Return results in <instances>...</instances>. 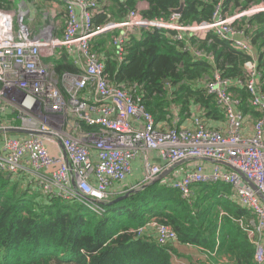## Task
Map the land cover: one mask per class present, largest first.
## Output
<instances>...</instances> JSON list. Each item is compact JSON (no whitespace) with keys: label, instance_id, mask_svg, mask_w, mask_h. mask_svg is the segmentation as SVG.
<instances>
[{"label":"built area","instance_id":"built-area-1","mask_svg":"<svg viewBox=\"0 0 264 264\" xmlns=\"http://www.w3.org/2000/svg\"><path fill=\"white\" fill-rule=\"evenodd\" d=\"M62 1L65 22L60 37L52 36L50 29L34 35L22 12L0 10V175L45 204L60 200L102 215L111 199L108 190L125 182L142 154V179L135 188L150 186L163 172L185 164L159 183L184 199L197 186H229L231 200L251 211L263 228L264 84L249 39L237 23L264 12V3L228 15L219 2L212 20L200 25H184L173 13L167 19H146L141 10L130 11L118 22L95 25L97 0ZM143 29L174 32L178 41L212 31L251 55L243 81L232 82L215 71L204 84L224 115V131L208 127L202 116L187 127L156 122L134 88L108 80L107 57L95 50L94 41L116 33L109 43L119 66L130 36ZM192 54L204 56L194 48ZM63 57L76 71L56 75L53 62ZM233 83L243 84L250 94L255 119L239 110L240 101L229 91ZM151 154L162 165L150 161ZM150 225L159 245L177 240L171 227L156 220ZM144 229L134 232L141 235ZM255 263L264 264L259 249Z\"/></svg>","mask_w":264,"mask_h":264},{"label":"trees","instance_id":"trees-1","mask_svg":"<svg viewBox=\"0 0 264 264\" xmlns=\"http://www.w3.org/2000/svg\"><path fill=\"white\" fill-rule=\"evenodd\" d=\"M97 2L95 25L121 21L141 3L147 4L140 11L146 19H167L182 3L179 22L200 25L212 20L219 2L229 15L235 8L244 10L264 0ZM11 4L10 0H0V10H9ZM237 24L257 52L264 84V12ZM114 34L94 42L95 50L107 57L105 75L116 84L134 88L155 121L161 123L173 116V106L181 120L200 108V116L210 128L208 121L224 120L204 84L215 71L232 82L243 81L245 63L252 59L212 31L200 38L185 35L178 41L173 38L174 32L143 29L130 36L125 61L117 66L109 43ZM193 48L201 51L203 58H196ZM53 63L56 75L76 71L65 57ZM229 91L240 101L239 109L244 114L255 115L243 84L233 83ZM231 194V188L223 184L201 185L184 199L177 190L155 183L123 201L106 205L105 213L96 215L80 204L60 200L45 204L0 175V264H173L175 242L209 252L216 249L218 255L231 257L234 264H255L257 248L248 231L255 229L257 220L248 209L231 200ZM152 220L171 227L177 240L163 246L155 238L135 234L136 229Z\"/></svg>","mask_w":264,"mask_h":264},{"label":"crops","instance_id":"crops-1","mask_svg":"<svg viewBox=\"0 0 264 264\" xmlns=\"http://www.w3.org/2000/svg\"><path fill=\"white\" fill-rule=\"evenodd\" d=\"M10 1L12 2V4L10 5V9L7 11L13 14H18L22 12L24 14V21L27 27L31 30V32L34 35H38L40 34L41 31L50 29L52 36L54 37L61 36L63 27H64V22H65V17H64L65 5L62 0H10ZM146 7H147V4L141 3L138 5L137 10H143ZM241 10L242 9H240V7L235 8L233 9L232 14L239 12ZM38 13L41 14V17H42L41 20L37 19ZM232 14H229V15H232ZM59 19H61L62 23L58 21ZM28 20H31L29 24L27 23ZM35 30H38V32H36ZM104 36L99 37L96 40H100V39L104 40L103 39ZM251 53H252L251 55L253 59L257 61V52L252 49ZM48 60L49 59L44 58V61H48ZM172 113H173V116L168 121L163 122V124L173 125V126L177 125L178 127H187L190 125L191 120L193 118L200 117V108H195V110H193L191 114V117L185 120H181L178 117V113H179L178 109L175 108L174 106L172 109ZM244 115L247 116L251 120L257 117L256 114L252 115V114L245 113ZM208 122H210L211 129H219V130L224 131V128L226 127L225 118L224 120H221V121H212V122L208 121ZM149 158H150V161H152L153 163L160 164V165H162L163 163V161L154 154H151ZM143 161H144V156L140 154L134 160L132 164V172L127 177L125 182L121 185H117V184L113 185L108 190V194L111 198L109 201L119 197L123 193L122 192L123 189L131 188L135 186L138 182H140V180L142 179ZM185 166H186L185 164L176 165L173 168L165 171V173H167V176L170 177L176 171H179ZM252 215L254 218H256L257 225L253 231L252 230L248 231V234L251 238H253L257 251H258V249L261 247L264 249V239L260 237V231L264 229V227L260 228L259 219L256 216H254L253 213ZM151 227L152 225H150V223H147L144 231L142 232V236L154 239L155 230L154 228H151ZM172 246L175 249L174 253L172 254L173 264H234V261H232L231 257H228L223 254L218 255L216 253L217 252L216 249L214 252H209L200 247L191 246V245H182L177 242L173 243Z\"/></svg>","mask_w":264,"mask_h":264},{"label":"water","instance_id":"water-1","mask_svg":"<svg viewBox=\"0 0 264 264\" xmlns=\"http://www.w3.org/2000/svg\"><path fill=\"white\" fill-rule=\"evenodd\" d=\"M182 7H183V4L181 3V6H180L179 8H177V9L173 10L172 13H173L174 15L180 16L181 11H182ZM166 176H167V173L163 172V173L160 174L159 177L153 182V184H155V183H159V182H160L161 180H163ZM8 177H9V176H8ZM243 178H244V177H243ZM148 186H149V185H147V186H143V187L141 188V190L147 188ZM253 189H255V188H253ZM136 192H138V191H135V190H133V191H129V192L123 194L122 196H119V197H117V198H115V199L109 201L106 205L111 206V205L117 203L118 201H120V200L126 198V197L129 196L130 194H133V193H136Z\"/></svg>","mask_w":264,"mask_h":264},{"label":"rangeland","instance_id":"rangeland-1","mask_svg":"<svg viewBox=\"0 0 264 264\" xmlns=\"http://www.w3.org/2000/svg\"><path fill=\"white\" fill-rule=\"evenodd\" d=\"M41 14H39L38 13V15H37V19L38 20H41ZM59 22H61L62 23V21H61V19H59L58 20ZM31 22V20H28L27 21V23L29 24ZM36 32H38V30H35ZM252 51V50H251ZM254 52V51H253ZM135 187H137V186H135ZM134 186L133 187H131V188H128V189H125L124 190V192L120 195V196H122L123 194H125V193H127V192H129V191H133V190H135V191H138V192H136V193H133V194H130L129 196H127L126 198H124V199H122V200H120V201H123V200H125V199H127L128 197H130V196H132V195H136V194H138L139 192H141L142 190L141 189H138V188H135ZM120 201H118V202H120ZM153 221V220H152ZM151 222V221H150ZM149 222V223H150ZM145 226H146V224H145ZM151 228H153V227H151ZM260 237L261 238H263L264 239V229H262L261 231H260ZM260 246V245H259ZM261 247V246H260ZM259 253L264 257V249L261 247V248H259Z\"/></svg>","mask_w":264,"mask_h":264}]
</instances>
